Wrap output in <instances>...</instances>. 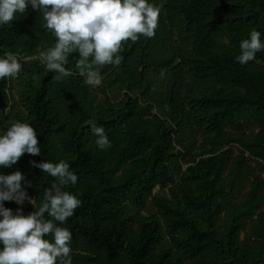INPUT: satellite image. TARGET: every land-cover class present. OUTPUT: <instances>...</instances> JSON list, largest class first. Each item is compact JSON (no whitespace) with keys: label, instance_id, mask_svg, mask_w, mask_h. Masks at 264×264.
Wrapping results in <instances>:
<instances>
[{"label":"trees","instance_id":"16d2710c","mask_svg":"<svg viewBox=\"0 0 264 264\" xmlns=\"http://www.w3.org/2000/svg\"><path fill=\"white\" fill-rule=\"evenodd\" d=\"M151 2L163 5L155 35L123 41L95 87L75 53L62 81L40 64L54 37L39 12L0 28V56L22 65L0 80V129L28 122L41 149L0 172L22 171L38 208L56 178L30 162L69 164L78 180L62 190L81 204L57 223L72 234L71 264H264V50L234 60L250 30L264 41V0Z\"/></svg>","mask_w":264,"mask_h":264},{"label":"clouds","instance_id":"9594fccd","mask_svg":"<svg viewBox=\"0 0 264 264\" xmlns=\"http://www.w3.org/2000/svg\"><path fill=\"white\" fill-rule=\"evenodd\" d=\"M162 6L151 0H0V28L18 14L25 15L28 7L39 12L43 27L54 37L51 46L38 51L40 64L55 73V81H62L72 75L66 65L69 54L75 53L84 84L95 87L102 82L96 66L119 65L123 41L155 35ZM260 37L258 30H250L248 38L240 41L234 60L241 65L253 60L264 50ZM21 67L17 54L6 52L0 56V80L17 77ZM89 125L97 148H110L104 127ZM40 151L30 123L13 120L0 129V169H11L22 155L36 156ZM30 164L56 180L45 189L37 208L27 193L30 182L22 171L0 172V264H71L72 234L57 222L63 224L81 204L77 194L62 190V186L75 185L78 177L65 160ZM6 201L20 206L27 201L34 210L25 215L22 207L15 211L6 207Z\"/></svg>","mask_w":264,"mask_h":264},{"label":"rangeland","instance_id":"374dc122","mask_svg":"<svg viewBox=\"0 0 264 264\" xmlns=\"http://www.w3.org/2000/svg\"><path fill=\"white\" fill-rule=\"evenodd\" d=\"M156 193L157 194H161V195H165V193L163 192V191H161V190H156ZM33 203L35 204V200L33 199ZM26 205H31L30 203H28L27 201H25V203L22 205V206H20V205H18V207H22L23 208V206H26ZM24 212V211H23ZM24 214L26 215V213L24 212Z\"/></svg>","mask_w":264,"mask_h":264}]
</instances>
